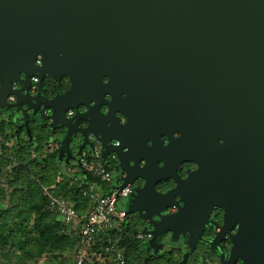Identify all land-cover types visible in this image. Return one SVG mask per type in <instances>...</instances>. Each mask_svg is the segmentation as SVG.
Returning <instances> with one entry per match:
<instances>
[{"label":"water","instance_id":"1","mask_svg":"<svg viewBox=\"0 0 264 264\" xmlns=\"http://www.w3.org/2000/svg\"><path fill=\"white\" fill-rule=\"evenodd\" d=\"M37 62L45 75L70 80L45 104L21 103L63 130L59 164L70 124L86 120L65 121L66 111L99 115L105 95L107 115L124 116L121 130L148 152L155 175L139 196L152 204L135 208L130 197L124 211L140 217L148 252L182 241L188 252L178 264H186L218 207L221 230H236L221 264H264V0H0V90ZM7 96L0 93V108ZM99 139L104 162L110 151ZM184 162L197 169L180 180ZM120 179L119 189L130 182ZM167 179L175 187L157 193Z\"/></svg>","mask_w":264,"mask_h":264},{"label":"flooded vegetation","instance_id":"2","mask_svg":"<svg viewBox=\"0 0 264 264\" xmlns=\"http://www.w3.org/2000/svg\"><path fill=\"white\" fill-rule=\"evenodd\" d=\"M2 80L5 79L2 78ZM103 81L107 82L105 78ZM69 89L70 80L68 77L59 76L56 79L52 75H45L43 68L37 62V65L29 73H19L18 77L11 82L9 89L0 90L1 94L15 96V102L17 98L19 100L17 107H14L15 103L8 102V95L2 103L4 108H0V210L8 205L9 201L15 197L16 192H19L23 187L22 173H30V169H36L40 162L46 161L48 158L54 160L55 155L56 165L60 171L71 163H80L82 159L89 157L95 148H101L99 138L106 144L107 151H110L102 163L109 169L113 183L119 188L122 184L120 178L127 176L128 182L130 180L126 186L128 191L125 199L128 201L132 197L135 208L151 206V197H141L139 193L144 188L146 179H151L155 175V168L150 164L148 152L144 150V147L136 146L131 138H128L121 130V126L125 124V117L119 113L107 115V105L111 100L108 95H105L100 101L99 115L83 106L66 111L65 121L73 123L74 116L76 118L83 117L91 125L89 126V123L82 119L70 124L72 131L68 138V152L62 155L61 163H58L59 143L64 136L63 130L50 129L41 119V108L33 111L26 109L24 105L21 106V103L24 102L27 106L35 107L33 101L45 104ZM68 112H72V116H68ZM46 114H50V110H46ZM91 130H94V133ZM161 140L163 145L167 146V138L162 136ZM146 146L148 148L151 143L146 141ZM162 165V162L157 163L158 168ZM196 169L197 164L184 162L176 172L180 180H184L189 172ZM174 187L175 183L171 179L159 180L154 185L155 191L159 194H165ZM175 201L180 206L183 205V202L178 198H175ZM175 211L176 209L167 208L164 213ZM126 216H131L134 222L142 224L138 214ZM223 220V211L218 207H213L208 217L209 222L206 223L202 231L203 240L196 243L186 264H221L222 255L224 261H228L232 246L231 235L236 230L234 228L230 232L222 231ZM203 241H212V247ZM164 244L166 245L165 252L175 249H180L182 255L188 252L182 241L173 244L165 239ZM241 263L242 261L238 258L234 261V264Z\"/></svg>","mask_w":264,"mask_h":264},{"label":"trees","instance_id":"3","mask_svg":"<svg viewBox=\"0 0 264 264\" xmlns=\"http://www.w3.org/2000/svg\"><path fill=\"white\" fill-rule=\"evenodd\" d=\"M104 167L109 171L105 165ZM67 168L76 170V174L80 173L77 164L67 165L60 171L55 155L54 160L48 158L40 162L36 169H30V173H22L23 187L0 210V264L3 259L6 264H21L20 258L37 264L47 255L71 257L75 264L77 248L81 246L86 248L83 264H113L110 252L106 250L113 245L121 252L124 264L179 263L182 257L180 249L157 255L148 252L146 243L136 238L142 232V224L134 222L131 216H125L108 230L100 245L85 247L79 227L74 226L68 230L56 211L49 206L48 197L43 194L44 189H47L52 195L70 200L75 204L79 215L89 207V201L80 195L82 184L65 172ZM84 180L98 182L91 173H86ZM98 258H101V262Z\"/></svg>","mask_w":264,"mask_h":264},{"label":"built area","instance_id":"4","mask_svg":"<svg viewBox=\"0 0 264 264\" xmlns=\"http://www.w3.org/2000/svg\"><path fill=\"white\" fill-rule=\"evenodd\" d=\"M78 167L80 173L76 174V170L70 168H67L65 172L67 171L74 181L82 184L80 195L90 203L81 215L77 213L75 204L63 196L52 195L47 189H44L43 194L48 197L49 206L56 211L68 230L74 226L79 227V234L85 247L97 246L102 243L106 232L125 218V210L118 208V204L119 199L125 198L128 188L119 189L113 183L110 172L101 161L100 147L95 148L89 158L82 159ZM86 173H91L98 182L84 180ZM136 238L146 243L151 236L139 232ZM85 249L82 246L77 248L75 264H83ZM106 250L110 252L113 264L125 263L121 252L114 245Z\"/></svg>","mask_w":264,"mask_h":264},{"label":"rangeland","instance_id":"5","mask_svg":"<svg viewBox=\"0 0 264 264\" xmlns=\"http://www.w3.org/2000/svg\"><path fill=\"white\" fill-rule=\"evenodd\" d=\"M70 165H74V164L71 163ZM126 203H127V200L125 198L119 199L118 208L121 207V208H123L125 210ZM165 250L166 249L162 250V252H160V253L165 252ZM98 260H99V258H98ZM100 260H101V258H100ZM19 262L21 264H31L29 261H24L21 258H20ZM2 264H6V262H4V259H3V263ZM37 264H73V262H72V258L71 257L70 258L69 257L68 258H63V257H58V256L53 257L52 255L51 256L47 255V256L43 257L41 260H39ZM104 264H106V263H104Z\"/></svg>","mask_w":264,"mask_h":264},{"label":"clouds","instance_id":"6","mask_svg":"<svg viewBox=\"0 0 264 264\" xmlns=\"http://www.w3.org/2000/svg\"><path fill=\"white\" fill-rule=\"evenodd\" d=\"M38 54L42 56L41 53H37L36 55H38ZM58 55L61 56L60 53H58ZM102 77H105V76H102ZM102 77H101V83L104 84V85H107L109 83V77H108V82H106V83L102 82ZM122 95H125V94H122ZM15 99H16L15 96H12V95H9L7 97V100H8L9 103H15ZM68 116H72V112H68Z\"/></svg>","mask_w":264,"mask_h":264}]
</instances>
